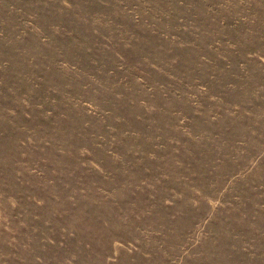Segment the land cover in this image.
<instances>
[{
    "label": "rangeland",
    "instance_id": "1",
    "mask_svg": "<svg viewBox=\"0 0 264 264\" xmlns=\"http://www.w3.org/2000/svg\"><path fill=\"white\" fill-rule=\"evenodd\" d=\"M0 264H264V0H0Z\"/></svg>",
    "mask_w": 264,
    "mask_h": 264
}]
</instances>
